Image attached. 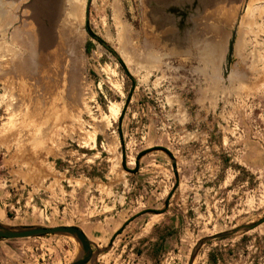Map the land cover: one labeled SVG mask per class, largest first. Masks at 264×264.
Instances as JSON below:
<instances>
[{
	"label": "rangeland",
	"instance_id": "rangeland-1",
	"mask_svg": "<svg viewBox=\"0 0 264 264\" xmlns=\"http://www.w3.org/2000/svg\"><path fill=\"white\" fill-rule=\"evenodd\" d=\"M60 1L0 24V226L79 228L89 264H264V0H86L80 22ZM81 255L68 235L0 239V264Z\"/></svg>",
	"mask_w": 264,
	"mask_h": 264
},
{
	"label": "water",
	"instance_id": "water-1",
	"mask_svg": "<svg viewBox=\"0 0 264 264\" xmlns=\"http://www.w3.org/2000/svg\"><path fill=\"white\" fill-rule=\"evenodd\" d=\"M196 1L198 2V0ZM91 2L92 0L88 1L87 11H89ZM200 2L202 3L201 0ZM86 18L88 21L89 19L88 14ZM238 21H240V18H238ZM86 25H87V22H86ZM237 27H239V23L236 24V30L232 32V37H231V41L229 44V54H228L229 61L232 59L235 53V44L237 40V35L239 34V32L237 31ZM104 46L111 50V48L107 44H104ZM255 226H256L255 224L245 225V226L238 228L237 230L233 232H228V233H224L219 236H216L214 239L229 238L237 234L238 232L252 230L253 228H255ZM48 235L72 236L80 244L81 249H82V255L72 264H89L93 260L95 256V252L93 251V244L88 239V237L85 235V233L79 228H76V227H31V228L11 229V228L0 226V239L16 240V239H25V238L44 237ZM208 240L206 239L202 241L200 243V247ZM99 254H101V250L98 249L97 255ZM196 255H197V252L193 255L190 264H193Z\"/></svg>",
	"mask_w": 264,
	"mask_h": 264
},
{
	"label": "bare ground",
	"instance_id": "bare-ground-1",
	"mask_svg": "<svg viewBox=\"0 0 264 264\" xmlns=\"http://www.w3.org/2000/svg\"><path fill=\"white\" fill-rule=\"evenodd\" d=\"M20 1V0H19ZM24 1V0H23ZM215 2V1H214ZM20 2H18V0L15 2V1H8V0H0V24L2 25V27H3V29L5 30L6 29V27L7 26H9V24L11 25V23L14 21V17H13V15L11 14V12L10 11H8V13H6L4 10L6 9V8H13V7H15L16 9H18L19 8V4ZM85 3H86V0H61L60 1V3H59V13H58V17H60L61 15H64V13H65V17L68 19V18H71L72 20H74V21H76V22H80L82 19H83V17H84V7H85ZM225 3V2H224ZM118 3H116V5H117ZM213 5V4H212ZM58 8V7H57ZM3 9V10H2ZM210 9V8H209ZM7 10V9H6ZM58 9H56V11H57ZM224 10V9H223ZM119 12H120V10H118ZM219 11V10H218ZM4 12L7 14V15H3L4 14ZM249 16V15H248ZM64 17V16H63ZM64 17V18H65ZM63 18V19H64ZM70 19V20H71ZM66 20L64 19V22H65ZM68 21V20H67ZM248 22H247V24L249 25L250 23H251V20H250V18L247 20ZM253 21V20H252ZM63 24H65V23H63ZM119 24L120 25H122V28H123V30H125L126 28H125V26L122 24V23H120V21H119ZM253 24V23H252ZM121 28V29H122ZM253 31V30H252ZM255 31V30H254ZM242 32H244V33H242ZM241 33H242V40H241V42L239 41V44H238V47H237V45H236V48H237V53H238V55L240 56V57H242V59L244 58V55H245V51H246V48H247V42L245 41V38H246V36H247V34H246V31L244 30H242L241 31ZM248 33V32H247ZM251 33V32H250ZM255 34H256V32H254ZM253 33V34H254ZM127 37V33L124 31L123 32V34L121 35V40L123 39V38H126ZM240 38V39H241ZM239 39V40H240ZM13 40H16L15 39V37H14V39ZM126 40L127 41H124L123 43H122V48L123 49H126V50H128L127 49V47H128V39L126 38ZM14 43V42H13ZM249 43V42H248ZM15 44V43H14ZM259 46V45H258ZM214 50V49H213ZM256 51V50H255ZM215 52H216V50H215ZM119 53V52H118ZM214 53V52H213ZM212 53V54H213ZM252 53V52H251ZM209 54H211V51L209 52ZM237 55V56H238ZM246 56V55H245ZM251 56V55H250ZM246 58V57H245ZM253 60L255 61V63H261L262 61H261V58H260V55H258V54H254V58H253ZM254 63V62H253ZM215 78V77H214ZM216 80V79H215Z\"/></svg>",
	"mask_w": 264,
	"mask_h": 264
},
{
	"label": "trees",
	"instance_id": "trees-1",
	"mask_svg": "<svg viewBox=\"0 0 264 264\" xmlns=\"http://www.w3.org/2000/svg\"><path fill=\"white\" fill-rule=\"evenodd\" d=\"M86 27H87V31H88V33L90 34V36L93 37V38L96 39L98 42H100L101 44L104 45V42H103L100 38H98L96 35H94V34L92 33V31H91V29H90L89 21H87V26H86ZM125 71H126L128 77L133 81V85H136V81L134 80V78L131 76V74L128 72V70H127L126 68H125ZM129 102H130V96L128 97L126 104H128ZM124 111H125V110H124ZM124 111H123L122 115H121L120 118H119V123H121L122 120H123ZM119 133H120V139H121V144H122V150H123V153H124L123 164H124V166L126 167V155H125V142H124V137H123V134H122L121 132H119ZM154 150H155V151H163V152L166 153L171 159H174V158H173V155L171 154V152H170L169 150L165 149V148H155ZM150 151H151V150H148V151H145V152H142L141 154H139V156H138V158H137V168H139V166H140V160H141V158H142L143 156H145L147 153H149ZM174 164H175V163H174ZM176 176H177V172H176ZM177 186H178V182L176 183L175 188H176ZM175 188H174V189H175ZM172 193H173V191L169 194V196H168V198H167V200H166V202H165L166 208H167L168 205H169V200H170V198H171V196H172Z\"/></svg>",
	"mask_w": 264,
	"mask_h": 264
}]
</instances>
